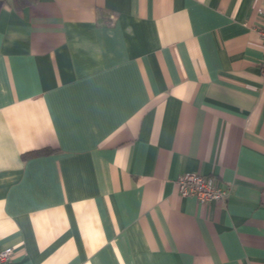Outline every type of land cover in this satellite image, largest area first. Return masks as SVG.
Segmentation results:
<instances>
[{
  "label": "crops",
  "instance_id": "obj_1",
  "mask_svg": "<svg viewBox=\"0 0 264 264\" xmlns=\"http://www.w3.org/2000/svg\"><path fill=\"white\" fill-rule=\"evenodd\" d=\"M261 11L0 0V246L13 264H264ZM189 172L218 177L227 199L181 197L174 179Z\"/></svg>",
  "mask_w": 264,
  "mask_h": 264
},
{
  "label": "built area",
  "instance_id": "obj_2",
  "mask_svg": "<svg viewBox=\"0 0 264 264\" xmlns=\"http://www.w3.org/2000/svg\"><path fill=\"white\" fill-rule=\"evenodd\" d=\"M264 14V11H261ZM261 45L264 47V25L255 28ZM260 74L262 78V89H264V57L260 62ZM178 193L181 197L194 196L199 204H209L211 202H223L227 199L229 189L222 186L218 177L201 173H185L174 179ZM12 247L0 246V264L12 263Z\"/></svg>",
  "mask_w": 264,
  "mask_h": 264
},
{
  "label": "trees",
  "instance_id": "obj_3",
  "mask_svg": "<svg viewBox=\"0 0 264 264\" xmlns=\"http://www.w3.org/2000/svg\"><path fill=\"white\" fill-rule=\"evenodd\" d=\"M36 0H12L13 6L15 9L17 10H21L25 7L30 6L31 4H33ZM50 150L49 149H39L36 151H33L31 153L28 154H32V155H41V154H47L49 153ZM27 154V155H28Z\"/></svg>",
  "mask_w": 264,
  "mask_h": 264
}]
</instances>
